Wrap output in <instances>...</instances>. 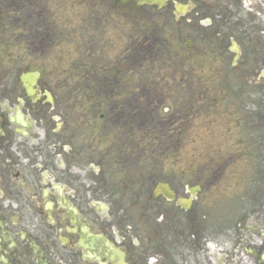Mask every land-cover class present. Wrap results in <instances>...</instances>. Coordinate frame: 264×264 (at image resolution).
Listing matches in <instances>:
<instances>
[{"label": "rangeland", "instance_id": "1", "mask_svg": "<svg viewBox=\"0 0 264 264\" xmlns=\"http://www.w3.org/2000/svg\"><path fill=\"white\" fill-rule=\"evenodd\" d=\"M6 10L0 56L13 71L10 78L14 71H40L87 145L76 161L64 160L75 166V187L95 201L129 205L144 199L140 180L148 172L153 181L195 185L198 199L213 204L225 223L243 215L245 201L257 199L263 173L253 122L264 110V63L250 47L249 57L232 64L226 49L205 40L188 48L185 41L196 35L173 17L142 15L111 0H9ZM143 31L154 36L153 50L138 48ZM36 36L37 61L20 46ZM102 88L118 95L99 96ZM131 109L136 128L150 133L148 155L142 151L140 160L134 154L144 146L142 133L121 130ZM114 119L121 122L116 132L108 127Z\"/></svg>", "mask_w": 264, "mask_h": 264}, {"label": "flooded vegetation", "instance_id": "2", "mask_svg": "<svg viewBox=\"0 0 264 264\" xmlns=\"http://www.w3.org/2000/svg\"><path fill=\"white\" fill-rule=\"evenodd\" d=\"M137 1L116 7L173 17L182 31L196 35L185 41L188 48L205 40L226 49L237 65L249 57L250 47L258 54L256 62L264 63V0ZM7 3L0 0V30L7 22ZM36 38L20 45L35 61L42 53ZM4 60L0 56V264H264V110L253 122L263 189L256 200L245 201L236 221L218 222L215 206L198 199L195 185L153 181L148 172L140 180L144 199L116 206L95 201L72 184L75 166L64 160L76 161L88 148L43 74L14 71L10 78L13 71ZM22 75L29 77L30 95Z\"/></svg>", "mask_w": 264, "mask_h": 264}, {"label": "water", "instance_id": "3", "mask_svg": "<svg viewBox=\"0 0 264 264\" xmlns=\"http://www.w3.org/2000/svg\"><path fill=\"white\" fill-rule=\"evenodd\" d=\"M126 0H114V4L115 5H119V4H123ZM139 4V2H138ZM27 76H23L21 78L23 84H24V87L27 89L28 93L30 94L31 93V88L27 85Z\"/></svg>", "mask_w": 264, "mask_h": 264}, {"label": "trees", "instance_id": "4", "mask_svg": "<svg viewBox=\"0 0 264 264\" xmlns=\"http://www.w3.org/2000/svg\"><path fill=\"white\" fill-rule=\"evenodd\" d=\"M153 130H157V129H153Z\"/></svg>", "mask_w": 264, "mask_h": 264}]
</instances>
